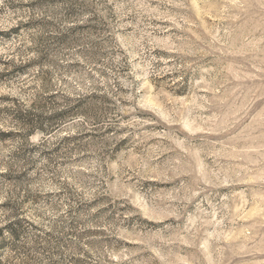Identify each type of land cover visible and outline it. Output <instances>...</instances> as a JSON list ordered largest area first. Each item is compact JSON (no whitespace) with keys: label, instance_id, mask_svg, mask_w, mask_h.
I'll return each mask as SVG.
<instances>
[{"label":"rangeland","instance_id":"374dc122","mask_svg":"<svg viewBox=\"0 0 264 264\" xmlns=\"http://www.w3.org/2000/svg\"><path fill=\"white\" fill-rule=\"evenodd\" d=\"M0 264H264V0H0Z\"/></svg>","mask_w":264,"mask_h":264},{"label":"clouds","instance_id":"9594fccd","mask_svg":"<svg viewBox=\"0 0 264 264\" xmlns=\"http://www.w3.org/2000/svg\"><path fill=\"white\" fill-rule=\"evenodd\" d=\"M164 71H171V69H165ZM151 87V86H150ZM153 91L155 92V89H153ZM80 120H84V117H79ZM35 139V138H34Z\"/></svg>","mask_w":264,"mask_h":264}]
</instances>
